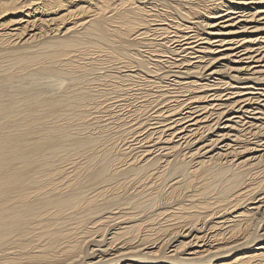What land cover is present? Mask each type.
<instances>
[{
  "label": "bare ground",
  "instance_id": "bare-ground-1",
  "mask_svg": "<svg viewBox=\"0 0 264 264\" xmlns=\"http://www.w3.org/2000/svg\"><path fill=\"white\" fill-rule=\"evenodd\" d=\"M262 19L264 0H0V264H264Z\"/></svg>",
  "mask_w": 264,
  "mask_h": 264
},
{
  "label": "rangeland",
  "instance_id": "rangeland-1",
  "mask_svg": "<svg viewBox=\"0 0 264 264\" xmlns=\"http://www.w3.org/2000/svg\"><path fill=\"white\" fill-rule=\"evenodd\" d=\"M263 22H264V20L262 19V22H261V23H263ZM253 24H254V23H253ZM253 24H249L248 27L253 26ZM261 34H262V33H259V32H255V33H254L255 36H262L263 34H262V35H261ZM94 56H95V55H94ZM223 64H225V61H221L220 63L216 64L215 67H216V68H220L221 66H223ZM111 73H112V71H111ZM134 79H135V80H134V82H132V83H133V85H134V84H135V85H134V86L132 85V87H131L132 89L129 90V93H130V94H135V92H136V93H142V92L145 90L144 88H147L146 81H147L149 78H148V77L146 78V77L144 76V77H142V78L140 77V78H134ZM141 79H143V80L141 81ZM144 80H145V82L143 83ZM211 81H213V79H212ZM43 82H48V80L43 81ZM135 82H136V83H135ZM109 83H111V82H109ZM109 83H108V82H105V84L99 86V89H100V90H105V91L108 90V89H109V90L112 89V86H113V85H110ZM144 84H145V85H144ZM39 85H40V84L35 85V86H37L36 89H37L38 87L41 86V85H40V86H39ZM97 85H98V84H97ZM137 85H138V86H137ZM141 85H142V86H141ZM240 85H244V84H240ZM42 86H43V90H44V86H45V90H48V89H49L45 84L42 85ZM42 86H41V87H42ZM139 86H140L142 89H137V87L139 88ZM256 86H257V85H256ZM41 87L38 88V89H41ZM46 87H47V88H46ZM260 87H262V86H260ZM134 89H135V90H134ZM136 89H137V91H136ZM138 90H139L140 92H139ZM105 91H104V92H105ZM106 92H108V91H106ZM133 92H134V93H133ZM111 96L113 97L114 95L112 94V95H110V97H111ZM105 98H109V97H108V96H103V97H101V99H105ZM261 99H262L261 104H264V96H262ZM104 101H105V100H104ZM109 102H111V101L108 99V100L106 101V103H109ZM129 102H131V101H129ZM262 102H263V103H262ZM103 110H104V109H103ZM71 113H72L74 116H73ZM98 114L103 115V114H105V112H101V113H98ZM67 116H68V118H67ZM72 116H73L74 118H73ZM69 119H71V120H69ZM236 120H238V119H234L233 121H236ZM58 121H59V123H61V124H62V122H63V123L68 122V121H70L71 123L73 122V128H74V127L76 128V129H73L74 131H77V127L79 128V126H78L77 124L80 123V122L77 120V117L75 116V113H73V112H70V114H69V113L66 114V116L64 115V116L61 117ZM223 121H225V120H223ZM91 122H93V121L91 120ZM231 123H233V122H231ZM241 124H242V123H241ZM88 126H89V127H88V129H86V131L88 130L87 132H89V131L93 132L94 130L92 131V129H91L92 126H91V125H88ZM222 126H223V124H222ZM241 126H242V125H240V123H239L238 128L241 127ZM80 128H81V125H80ZM89 129H90V130H89ZM239 129H241V128H239ZM216 133H218V132H215V134H216ZM225 142H227V141H225ZM100 148L103 149V147H99L97 150H99ZM67 149H68V148H66L65 151H68V150H69V149H68V150H67ZM70 152L72 153V151H70ZM101 152H103V150H101ZM63 153H64V152H63ZM71 153H69V154H71ZM73 158H75V162H78V161H81V160L84 161V160L82 159V157H78L77 155L73 156ZM72 165H73V164H72ZM72 165H71V167H73L75 164H74L73 166H72Z\"/></svg>",
  "mask_w": 264,
  "mask_h": 264
}]
</instances>
